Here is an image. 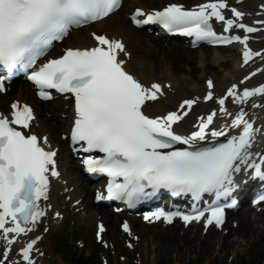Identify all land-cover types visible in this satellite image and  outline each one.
I'll use <instances>...</instances> for the list:
<instances>
[{
  "label": "snow or ice",
  "instance_id": "snow-or-ice-1",
  "mask_svg": "<svg viewBox=\"0 0 264 264\" xmlns=\"http://www.w3.org/2000/svg\"><path fill=\"white\" fill-rule=\"evenodd\" d=\"M119 6L120 0H0V67L9 73L17 68L33 69L29 79L40 89L42 98L50 96L46 88L72 94L75 101V119L71 126L73 143H80L85 153H102L85 155L84 166L89 172L106 173L108 196L127 200L129 206L149 198L160 188L176 194L190 193L193 201L200 199L203 193H214L215 205L221 197L230 195L235 187L234 174L242 171L243 166L254 169V177L264 179L262 165L255 161L249 163L257 129L246 119L243 109L232 115L225 107V96H232L234 103H243L255 94H264V84L244 88L242 93L235 91L237 85L233 84L225 96L217 98L219 113L231 117L230 125L210 128L216 115L214 109L197 120L195 130L181 135L173 130V124L186 114L185 105L191 108L196 101L184 100L179 110L163 116L146 114L142 106L145 101L156 98L161 85L153 83L146 87L125 70V61L119 58V53H127L118 39L93 33L95 46L68 47L63 55L34 67L53 42L63 39L71 28L100 20ZM226 6V0H206L192 8L169 3L148 13L137 8L132 19L137 25L156 22L170 32L192 37L194 44L197 41L214 44L239 41L244 45L242 55L247 63L261 55L248 47V36L218 35L210 22L212 17L223 21L225 32L233 25L245 33L256 31L234 19H226L221 12ZM232 13L235 17L242 16L234 8ZM139 15H145L146 20L137 19ZM207 85L209 91L203 97L206 101L213 97L212 80H208ZM4 90L0 78V91ZM32 119L31 107L18 101L11 104L10 119L0 114V239L4 241L0 264H6L13 242L22 233L31 231L29 225H34L44 215L38 201L46 198L48 174L58 175L55 151L46 150L41 137L35 133L22 130L30 129ZM230 128L237 129L238 134L226 135ZM209 132L212 142L201 143L208 140ZM219 137L224 140L219 141ZM42 139L43 144H47V137ZM177 144L182 146L177 147ZM259 159L264 161V156ZM96 198L103 197L98 193ZM259 200H264V195H260ZM208 211L205 225L213 220L219 225L223 206L211 207ZM149 215L154 219L163 217L167 222L179 216L187 223L199 220L204 213L194 207L193 214L161 210L144 218L149 219ZM122 227L129 231L126 222ZM102 231L103 225H100ZM39 239V236L29 239L19 249L26 264H33L31 252Z\"/></svg>",
  "mask_w": 264,
  "mask_h": 264
},
{
  "label": "bare ground",
  "instance_id": "bare-ground-1",
  "mask_svg": "<svg viewBox=\"0 0 264 264\" xmlns=\"http://www.w3.org/2000/svg\"><path fill=\"white\" fill-rule=\"evenodd\" d=\"M149 1L154 2L155 0H149ZM166 1L167 2L169 1L178 2L179 0H166ZM199 1H202V0H198L194 2L193 4L198 3ZM129 5L142 6L144 8H152V5L148 4V0H130L127 2L125 1L123 5V10L125 12H127ZM123 24H125L124 15H122L121 17H115L113 14V16H108L106 19L102 20L101 22H96L93 26H96L97 29H99L102 32H106L107 34L111 36H114L117 38L121 37L124 43L126 44V47L130 51V58L126 61L125 67L127 68L128 71L134 73L142 81L149 82L153 80L152 79L153 75L151 73L152 65L147 63L145 59H143L142 57H140V55L137 54L138 50L142 48L141 40L139 36L135 34V31L137 30L133 27H130V25L124 27ZM79 31L80 30H78L77 32ZM67 42H68L67 46H70V47H88L94 44V42L92 41V39L89 38V36L88 37L82 36L80 32L78 35L74 32V34L69 36ZM251 44L254 46L256 50H264V42L262 44H256V43L251 42ZM239 59L241 60V63L245 65V62L241 59L240 52H239V58L237 54L233 55L232 56V60H233L232 66L229 67L226 70V72L222 73L217 79H214L216 85H218L219 87L226 86L230 82L235 80V78L243 72V70L239 68V62H240ZM217 60L218 62H221L219 58H217ZM163 74H166L169 77L167 80L172 83V86L177 84V81L179 78L181 79L182 85L184 86L185 89H179L180 88L179 86L178 90H181L182 92H184L182 94H187V93L190 94L192 92H198L200 90L199 87H197L196 85H193L189 81L191 79H187L183 76H179V78L178 77L176 78L172 75V73L170 74L168 70H167V73H163ZM256 80H263V78L259 79V76H256L254 81ZM252 82L253 80L250 79L248 83H252ZM257 83L258 82H256V84ZM166 91H167V96L165 98H159L151 103H148L145 107L146 111H148L150 114H161L165 112L166 110L173 108L171 106V102L174 99L172 97V93L169 92V88L166 89ZM16 92H17V97H22L25 94H32L30 89H26L25 91H23L22 87H17ZM0 104H2L1 100H0ZM35 108L37 111V105ZM191 118H192L191 116H187L185 119H181L177 121L176 124L177 126H183L184 124H189L192 122L193 118L192 119ZM62 124H63V120L55 124L48 122V124H46L45 126L39 124V126L36 127L35 129L40 130L41 133H47L50 140L53 141V144H56L62 147L63 144H61L58 141L56 142L54 138L52 137L54 136L53 134L54 130L57 127H62L61 126ZM179 129L182 130L181 127ZM240 219L242 221L240 227L238 229L232 230V234L237 235V236L239 235L244 236L248 244L261 241L262 238L264 237V227H261L262 230L259 229L260 231L258 232L257 231L258 229L253 227V223L248 218L241 217ZM107 221L109 223L110 230L113 231V226H114L113 216H108ZM255 227H258V226H255ZM155 232H153L149 236L151 237L156 236L161 241H166L172 236L176 237V235H168L169 231L161 232V233H158L157 231ZM257 233L258 235H255ZM235 242L236 241L228 239L225 236H220L219 233L214 232V235L212 237H209L208 245L214 246L215 243H219V250H229L230 248L235 247ZM160 244L161 245L157 248V251L158 250L161 251L163 242ZM172 247H176V246L173 244Z\"/></svg>",
  "mask_w": 264,
  "mask_h": 264
},
{
  "label": "rangeland",
  "instance_id": "rangeland-1",
  "mask_svg": "<svg viewBox=\"0 0 264 264\" xmlns=\"http://www.w3.org/2000/svg\"><path fill=\"white\" fill-rule=\"evenodd\" d=\"M181 1H186V2H192L196 0H181ZM162 2V0H161ZM156 5L159 4V1H154L150 2L148 0V4ZM154 40V39H153ZM173 44H168V47L164 44L163 41H157L154 40L153 47L155 49L149 50V59L146 58L147 56L145 55V52L141 49L140 50V55H142L144 58L148 60L149 63L155 64L154 66V72L155 74H159L162 72L165 68L164 66L167 64H172L174 61L178 62L180 59L185 61V64L188 65H193L196 55H193L192 53L189 54L190 56L186 55V53L183 51L182 53H179L178 50H183L181 46H177V49L172 48ZM233 51H230L231 53ZM212 54H209L205 60V62L208 63V65H212ZM181 60V61H182ZM180 63L178 66L175 65L174 70L176 71V74L179 73H184L188 74L185 71L184 65ZM196 65V64H195ZM209 68V67H208ZM173 72V70L171 71ZM208 74L214 73V71L209 68V71L206 72ZM53 109V108H52ZM58 111H61V108H59ZM58 111L56 115L58 114ZM58 117L60 118L59 114ZM84 230H88L87 233L84 232ZM84 230L79 232V235H85L86 237H89L90 232H89V226H86ZM66 232V237L70 236V233ZM69 233V234H68ZM182 238H184L182 240ZM177 239V243L170 241H165V245H163V249L165 250L166 247L171 246L172 243L174 245H177L176 248H172L170 251L167 253H161L158 254L156 252V247L159 243L157 239H151V238H145L140 246L142 247L144 244H147L148 248V253L143 255V263L144 264H200L199 259H204L205 262H209V264H238L240 262L241 257H252L254 256L255 258L263 261L264 263V241L261 242H254L252 245L246 247L244 244L240 243L238 244L234 249L230 248L229 250H220L218 251L217 247L218 245H215L212 250L211 248L209 249L207 246L208 238L204 240L202 244L196 245L198 243L197 240H192V239H187L186 237H182ZM144 242V244H142ZM205 246V247H204ZM191 248V249H189ZM73 249V248H72ZM78 252V251H77ZM234 258H232V261H227V258L230 257L231 255H234ZM195 256L198 257L197 261L194 260ZM55 264H60V261H55Z\"/></svg>",
  "mask_w": 264,
  "mask_h": 264
}]
</instances>
